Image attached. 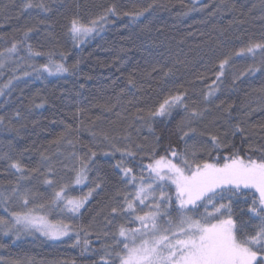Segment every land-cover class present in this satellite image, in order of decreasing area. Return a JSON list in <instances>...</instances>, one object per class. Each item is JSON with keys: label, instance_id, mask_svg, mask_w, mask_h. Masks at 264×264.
I'll return each mask as SVG.
<instances>
[{"label": "trees", "instance_id": "16d2710c", "mask_svg": "<svg viewBox=\"0 0 264 264\" xmlns=\"http://www.w3.org/2000/svg\"><path fill=\"white\" fill-rule=\"evenodd\" d=\"M27 2L0 0V52L10 48L14 41H23L24 32L32 29L27 40L18 44L17 52L0 56L4 61V67L0 68V86L17 77L12 86L4 89V95H0V116L4 117L0 122V191L10 189L20 177L15 169L7 167L9 161L5 155L18 159L26 169L39 165L41 153L51 155L55 163V175L51 178L59 185L74 179L75 174L70 171L71 154L74 151L83 154L87 151L85 145L97 152L96 166L89 172V181L85 184L70 183L68 195H83L93 186L90 181L101 183L102 188L97 189L73 220L85 227L91 223L88 251L83 250V232L79 245L75 244V234L49 240L37 235L16 239L0 232V245H3L0 264L28 258L33 264H73V261L74 264H98L103 254L102 244L112 243L110 238L97 240L95 235L104 225L112 203L110 198L117 190L131 192L133 189L126 187L121 171L113 167L121 159L120 154L103 155L110 147L99 135L94 139L92 133L109 132L121 148L148 147L157 143L156 137H159L157 150L161 153L170 144L182 150L184 142L177 134V123L185 116L182 106L173 108L170 116L149 121L152 130L137 114L138 109H144L141 115H146L149 108L158 107L170 94L187 89L185 103L207 109L193 123L198 143L204 144L210 139L199 136L200 132L211 131L212 134L227 132V141L242 149L241 154L247 153L250 144L255 148L264 146L261 127L264 125V71L246 73L233 83V73L258 64L259 54L255 60L251 56L234 58L233 68L226 70L215 96L209 101L203 99L218 71L219 59L250 39L259 41L264 36V0H156L158 6L136 21L123 13L145 8L152 0H43L51 9L49 12L25 9L23 5ZM40 2L33 0V3ZM113 5L121 15L110 14L103 27L83 43L73 41L69 28L74 17L86 23ZM190 8L195 10L188 11ZM27 44L32 45L34 52L45 55L28 59ZM47 53H52L53 61L69 67V72L52 76L44 73L37 79L30 65L48 63ZM61 54L65 59H61ZM169 69L173 75L163 77ZM198 76L204 79L198 80ZM129 79L136 82L135 88L128 85ZM104 105L115 107L106 111ZM228 105H232L230 115L224 111ZM16 112L20 113L19 118ZM237 123L245 132L232 135ZM66 131L67 140L73 144L50 143ZM126 134H129L128 140L123 139ZM129 166H133L131 162ZM41 172H46V168L41 167ZM45 178L34 173L30 180L20 181L23 188L41 194L34 203L51 199L53 189L43 183ZM166 191L174 192V189ZM6 206L0 202V216L7 215ZM22 210L13 199L9 211ZM172 215L176 213L173 211ZM62 218L58 209L52 210L50 219ZM124 219L120 218L117 223H123Z\"/></svg>", "mask_w": 264, "mask_h": 264}, {"label": "snow or ice", "instance_id": "6c2138e0", "mask_svg": "<svg viewBox=\"0 0 264 264\" xmlns=\"http://www.w3.org/2000/svg\"><path fill=\"white\" fill-rule=\"evenodd\" d=\"M155 6H158L156 0H152L147 7L125 12L123 15L136 21ZM23 7L37 8L44 12L51 10L43 0L40 3L28 0ZM110 14L121 15L113 5L86 23L74 17L69 28L73 39L78 40L95 33L98 28L103 27ZM31 31V28L27 29L24 40L14 41L10 48L0 52V56L17 52L18 44H23ZM26 47L30 60L45 55L34 52L31 44ZM258 54V64L249 65L238 74L233 73L235 83L246 73L264 71V36L259 41L250 39L238 50L230 51L219 59L216 65L218 71H215V78L207 86L203 99L209 101L215 96L226 70L233 68L234 58L251 56L255 60ZM46 55L48 63L30 65L37 79L42 78L44 73L51 75L53 71L69 72V67L52 60V53ZM61 59H65L63 54ZM3 67L4 61L0 59V68ZM71 68L74 70L76 65ZM172 75L171 69L163 73V77ZM16 79L13 76L0 86V95H4V89L12 86ZM197 79L203 80L204 77L198 76ZM128 85L135 88L136 82L129 79ZM123 92L124 89H121V93ZM186 99L187 89L166 96L158 107L149 108L146 115H141L145 112L144 109L137 110L138 118L152 130L149 121L156 117L170 116L173 108L182 106L185 116L177 123L178 139L184 142L182 150L170 144L161 153L157 150L159 137H156L157 143L148 147L136 145L133 150L128 145L121 148L115 142L117 138L109 132L92 133L94 139L99 135L102 142L109 145L110 151L103 152V155L120 154L121 159L113 167L121 171V180L126 187L133 189L131 192L117 190L110 198L112 203L108 206L104 225L95 235L97 240L110 238L112 243L102 244L103 254L98 264H264V146L255 148L250 144L247 153L241 154L242 149L227 141V132L212 134L211 131L200 132L199 136L210 139L204 144L198 143L197 129L193 127V123L202 118L207 109L190 107L185 103ZM113 107L115 105H104L106 111H111ZM231 107L232 105H228L224 109L229 115ZM15 115L20 117L19 112ZM3 120L4 117L0 116V122ZM261 127L264 128V125ZM70 128V125L67 126L68 130ZM236 132L243 133L245 129L237 123L233 126L232 135ZM123 139L128 140L129 134ZM189 140L193 142L189 144ZM65 141L73 144L72 140H67V131L58 134L50 143L58 146ZM207 144L211 147H207ZM84 147L87 151L83 154L75 151L71 154L73 166L70 171L75 174L71 184H85L89 181V172L96 166L97 152L88 145ZM4 158L9 161L7 167L15 169L20 177L10 189L0 191V202L8 205L4 208L7 215L0 216V232L4 235L11 234L16 239L22 234L39 233L51 240L70 238V234H75L76 245L81 244L80 236L83 232V250L88 251L90 241L87 237L92 234L88 231L91 223L85 227L73 223V220L97 189L102 188L101 183L90 181L93 186L86 193L71 197L68 195L70 183L58 185L51 178L55 175V163L51 155L41 153L39 165L32 169H26L18 159L7 155ZM145 160L147 163H144ZM130 162L133 166H129ZM41 167L46 168V172H41ZM64 167L68 168V165L65 164ZM34 173L47 177L43 183L53 189L50 200L34 203L41 194L22 187L20 181L30 180ZM166 189H174V192ZM13 199L24 210L9 211ZM55 209L64 218L50 219L52 210ZM173 211L175 216L172 215ZM120 218H125L123 223H117ZM10 264L33 262L28 258L11 261Z\"/></svg>", "mask_w": 264, "mask_h": 264}, {"label": "rangeland", "instance_id": "374dc122", "mask_svg": "<svg viewBox=\"0 0 264 264\" xmlns=\"http://www.w3.org/2000/svg\"><path fill=\"white\" fill-rule=\"evenodd\" d=\"M98 29H99V28H98ZM96 32H98V30H97ZM94 34H95V33L90 34L89 36H86V37H82V38H80V39H78V40H74V39H73V36H72L71 33H70V36H71V38L73 39V41H75L77 44H81V43H83L87 38L93 36ZM45 74L48 75V76H52V75H56L57 72L53 71V73H52L51 75H49L48 73H45ZM74 185H75V184H74ZM76 186H78V185H76ZM42 214H43V213H42ZM26 235H27V234H22L20 237H22V236H26ZM33 235L42 236V235H40L39 233H35V234H33ZM42 237H44V236H42ZM44 238L48 239L47 237H44ZM61 239H62V238H61ZM49 240H51V239H49Z\"/></svg>", "mask_w": 264, "mask_h": 264}]
</instances>
